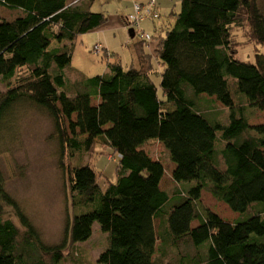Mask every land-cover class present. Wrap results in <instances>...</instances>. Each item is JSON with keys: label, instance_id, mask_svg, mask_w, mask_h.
Here are the masks:
<instances>
[{"label": "trees", "instance_id": "16d2710c", "mask_svg": "<svg viewBox=\"0 0 264 264\" xmlns=\"http://www.w3.org/2000/svg\"><path fill=\"white\" fill-rule=\"evenodd\" d=\"M92 1L0 0V6L21 12L12 19L0 13V122L17 103L32 104L51 118L69 154L90 149L98 139L117 156L116 180L104 190L91 163L66 166L70 204L82 212L55 245L40 239L0 171V264H58L66 242L87 240L94 223L107 234L97 264H174L153 258L156 217L165 223L164 245L177 249L187 239L196 250L180 254L175 264H264V123L248 122L246 107L235 103L230 88L235 85L248 108L264 111V54L255 52L253 61L236 58L230 32L243 14L251 38L264 45L257 0H179L173 24L151 35L157 40L153 56L135 34L136 62L111 59L107 72H78L67 81L63 70L76 36L107 19L90 9ZM186 85L193 97L214 96L228 107L229 122L210 123ZM149 141L167 150L172 179L191 183L177 191L179 202L167 213L164 167L143 147ZM202 191L234 212L251 213L227 221L199 208ZM201 245L204 256L197 252Z\"/></svg>", "mask_w": 264, "mask_h": 264}, {"label": "rangeland", "instance_id": "374dc122", "mask_svg": "<svg viewBox=\"0 0 264 264\" xmlns=\"http://www.w3.org/2000/svg\"><path fill=\"white\" fill-rule=\"evenodd\" d=\"M80 2L82 0H69L70 4ZM126 2L127 0H93L91 2L90 9L105 13L107 19L101 27L76 36L71 61L63 70L67 81L74 79L78 72L85 76L103 74L108 71L107 62L111 59L120 58L123 64L130 63L128 57L131 45L138 40L137 37L131 38L125 25L124 28L119 29L107 22L110 14H116L123 21L121 15L127 11ZM257 5L264 15V0H257ZM179 7V0H166L161 10L162 19L166 23L172 22L174 13L179 10ZM0 13L3 17L12 19L21 12L19 9L0 6ZM147 22L149 20L141 23L144 33L154 32ZM105 24L109 25L104 26ZM249 30L248 21L243 14L239 15L238 21L231 26L234 55L240 60L253 61L254 54L258 51L264 54V45L257 44L251 38ZM95 44L99 47L94 48ZM57 45L56 42L52 44V46ZM152 77L159 88V74L154 72ZM186 88L187 93L193 97L189 85H186ZM230 88L235 103L246 107L244 112L248 116V122L250 124L264 123V111L248 108L236 92L235 85L232 84ZM0 91H5L1 81ZM193 99L194 107L200 110L210 123L227 124L229 122V108L223 106L214 96L202 94ZM21 103H17L7 112L0 122V171L4 178V186L31 220L40 239L48 245L59 244L63 241L66 227L74 215L82 212L78 210V207L70 204L66 166L91 163L100 173L98 183L104 190L109 182L116 180L117 156L111 152L109 146L98 139L94 141L90 149L69 154V151L61 146L53 122L45 111L32 104ZM143 147L162 160L164 174L161 187L169 196V200L163 205L167 213L174 203L179 202L177 191L184 192L191 183H177L172 179L174 165L165 148L152 141L145 143ZM199 201V208L206 207L227 221L243 220L251 213L250 209L244 213L234 212L207 191H202ZM154 223L158 236L154 260L172 261L175 264L180 254L184 252L193 254L196 251L187 239L183 240L177 249L169 248L166 243L164 245L162 234L165 232V223L159 217L155 218ZM196 224L195 219L192 226ZM106 240L107 234L101 231L97 223H94L91 236L87 240L76 243L66 242L63 257L58 264H97L99 253L106 246ZM197 252L204 256L205 247L199 246Z\"/></svg>", "mask_w": 264, "mask_h": 264}, {"label": "crops", "instance_id": "0c3cea01", "mask_svg": "<svg viewBox=\"0 0 264 264\" xmlns=\"http://www.w3.org/2000/svg\"><path fill=\"white\" fill-rule=\"evenodd\" d=\"M132 1L146 2L148 0H127V2H126L127 3V5H126V10L127 11H124V14L121 15V18H122L123 21H121L117 17L116 14H110V15H108V21L107 22H109L110 25L113 26L114 28L121 29V28H124V25H125L126 28H128L127 25H126V22L124 20H125V17H127V15L131 12V9H132L131 8V3H132ZM165 3H166V0H156V8H157V11L159 12V17L157 19H146V20H149V22H147V24L150 25L151 28L154 30V32H152V33L149 32V34H151V35L154 34V33H155L154 34L155 36L159 35V34H164L165 31L167 30V28H169L172 25L171 23L173 22V19H172V22L168 21L169 23H166V21L164 19H162V17H161L162 6ZM108 25L109 24H105L104 26H108ZM101 26H99V27H101ZM154 35H153L152 40H150L149 42H146V46H147L148 52L152 56H153V51L157 47V40L154 39ZM127 43H129V42H127ZM128 59H130V63L127 64V65H130L131 63L136 62L135 53L133 51V48H131V50H130V54H129ZM119 60H120V58H119ZM172 170H173V168H172Z\"/></svg>", "mask_w": 264, "mask_h": 264}, {"label": "built area", "instance_id": "2783aa9c", "mask_svg": "<svg viewBox=\"0 0 264 264\" xmlns=\"http://www.w3.org/2000/svg\"><path fill=\"white\" fill-rule=\"evenodd\" d=\"M156 0H148L145 3L139 1H132L131 12L126 17V25L128 28L134 29V34H137L139 39H143L146 42L152 40V36L149 33H144L141 27V22L146 19H155L159 17V12L157 11ZM98 48V44L94 45V48Z\"/></svg>", "mask_w": 264, "mask_h": 264}, {"label": "water", "instance_id": "95a60500", "mask_svg": "<svg viewBox=\"0 0 264 264\" xmlns=\"http://www.w3.org/2000/svg\"><path fill=\"white\" fill-rule=\"evenodd\" d=\"M127 32H128V34H129V36L131 37V38H133L134 37V29L133 28H128L127 29Z\"/></svg>", "mask_w": 264, "mask_h": 264}]
</instances>
